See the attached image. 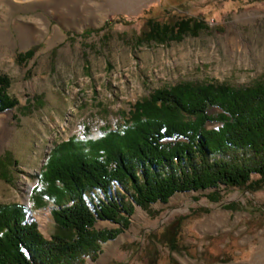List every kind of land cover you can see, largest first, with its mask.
Listing matches in <instances>:
<instances>
[{
    "label": "rangeland",
    "instance_id": "rangeland-1",
    "mask_svg": "<svg viewBox=\"0 0 264 264\" xmlns=\"http://www.w3.org/2000/svg\"><path fill=\"white\" fill-rule=\"evenodd\" d=\"M180 17L200 19L205 27L179 40L146 37L147 19ZM19 28L40 44L21 62L16 55L22 51L6 44ZM0 74L9 77L8 93L17 99L0 112V157L6 151L10 157L0 165V203L24 205L27 220L49 238L56 230L54 205L36 208L31 197L53 144L122 128L134 102L157 88L264 82V0H0ZM213 190L175 192L147 209L134 205L128 226L84 264H264V185L221 184L218 202L207 198ZM92 197V209L106 202L101 192ZM227 203L234 207L224 208ZM180 217L178 248L171 250L162 233ZM213 219L219 222L210 224ZM118 226L107 219L94 223L96 229Z\"/></svg>",
    "mask_w": 264,
    "mask_h": 264
},
{
    "label": "trees",
    "instance_id": "trees-1",
    "mask_svg": "<svg viewBox=\"0 0 264 264\" xmlns=\"http://www.w3.org/2000/svg\"><path fill=\"white\" fill-rule=\"evenodd\" d=\"M146 24L145 35L155 42L179 40L205 27L195 17L172 22L149 18ZM39 47L17 53V61L31 58ZM9 86V77L0 74V112L17 103ZM210 107L220 111L209 114ZM207 121L220 125L207 128ZM9 159L6 151L0 165ZM254 173L258 178H251ZM39 183L32 191L33 205L52 202L56 230L46 238L35 221L27 220L24 205L0 203V264H84L85 257L96 259L101 245L128 226L134 205L147 209L175 192L211 187L207 198L218 202L221 184L257 190L264 185V82L232 87L185 81L157 88L134 102L122 128L53 144ZM96 192L106 202L100 200L92 209L87 199L92 202ZM223 207L232 209L234 203ZM97 218L119 226L96 229ZM183 219L162 233L161 241L171 250L178 248Z\"/></svg>",
    "mask_w": 264,
    "mask_h": 264
},
{
    "label": "crops",
    "instance_id": "crops-1",
    "mask_svg": "<svg viewBox=\"0 0 264 264\" xmlns=\"http://www.w3.org/2000/svg\"><path fill=\"white\" fill-rule=\"evenodd\" d=\"M7 46H9L12 50L18 48L20 51L27 50L30 46L34 44H38V41L30 39L28 36L23 34L22 29L19 28L16 31L15 37L7 40Z\"/></svg>",
    "mask_w": 264,
    "mask_h": 264
},
{
    "label": "bare ground",
    "instance_id": "bare-ground-1",
    "mask_svg": "<svg viewBox=\"0 0 264 264\" xmlns=\"http://www.w3.org/2000/svg\"><path fill=\"white\" fill-rule=\"evenodd\" d=\"M57 6H59L58 3H57ZM209 222H210V224H212V225L214 224L215 225V224H217L219 222V220L213 219V220H210Z\"/></svg>",
    "mask_w": 264,
    "mask_h": 264
}]
</instances>
